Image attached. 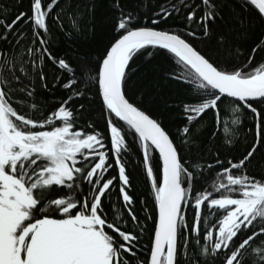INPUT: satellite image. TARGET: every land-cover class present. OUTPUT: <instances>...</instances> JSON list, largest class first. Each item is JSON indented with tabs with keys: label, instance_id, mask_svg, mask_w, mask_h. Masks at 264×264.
Returning a JSON list of instances; mask_svg holds the SVG:
<instances>
[{
	"label": "snow or ice",
	"instance_id": "1",
	"mask_svg": "<svg viewBox=\"0 0 264 264\" xmlns=\"http://www.w3.org/2000/svg\"><path fill=\"white\" fill-rule=\"evenodd\" d=\"M16 6L0 5V264H264V0H165L143 18L123 0ZM98 11L99 55L60 50L96 35ZM150 49L183 89L175 132L128 95ZM229 109L251 117L248 143Z\"/></svg>",
	"mask_w": 264,
	"mask_h": 264
},
{
	"label": "trees",
	"instance_id": "2",
	"mask_svg": "<svg viewBox=\"0 0 264 264\" xmlns=\"http://www.w3.org/2000/svg\"><path fill=\"white\" fill-rule=\"evenodd\" d=\"M123 2L127 8L137 10L141 18H143L145 15L151 16L152 12L156 11L160 6L165 4V0H123ZM14 3L17 6L12 8L13 12L17 10H27L29 7V0H0V5H3L4 7H9ZM106 16L107 13L104 11L97 12V32L95 36L89 39L79 38L74 40H64L61 38L58 42L59 49L71 58L88 56H92L94 58L98 56L100 51L103 49V43L107 37V26L105 20ZM177 19L178 18L175 16L172 17L163 25V27H167L169 24L175 26V21ZM150 50L154 53L152 58L139 56L134 58L135 63L130 61L131 66L136 69V72L129 81L128 95L130 98L133 96V94H135L137 98H142V110L147 109L149 110V114L154 116L159 115L164 121V126L171 128V130L175 132L180 111L179 108L175 107V105H177L182 98L183 89L179 83L165 78L166 70L172 67V61L164 55L163 50L159 52L156 49ZM255 60L259 61L260 57H256ZM46 71L50 73L52 69L48 67L46 68ZM137 89H140V92H137ZM94 107H98V105ZM91 115L97 117L98 119L100 117L99 111L93 112ZM236 115H238V113H233L229 109V111L221 117V122L222 124H226L229 128L237 129L239 131L236 139L241 145H243L252 139V133L246 132L247 128L252 127L251 117L249 116L247 119H245L243 116H241L242 123L240 125H233L231 121L236 117ZM81 123L83 122L81 121ZM103 124L104 121L100 120L102 131ZM118 126H122V128L125 129L127 127L123 122H120ZM207 136L208 132L204 131L202 133L201 139L204 140L207 138ZM126 139H129L131 143L130 135L126 136ZM205 147L211 148V145H205ZM196 151L197 149H193V153ZM133 154H136L134 146ZM156 155V152L153 150V156ZM128 158L131 159V157ZM259 158L260 155L257 154V159ZM130 182L132 184L130 194L134 196L135 200L134 208L137 212H139L141 217H143L144 213L141 210L142 204L140 202V198L145 197L147 193L146 206L150 211H153L152 196L150 193H148L147 187L142 177H130ZM117 193L118 189L113 188L112 202L114 203L116 211L119 212L123 211V209L118 199ZM153 214L155 216L157 214V210L154 211ZM147 228L149 231H146L145 233L144 243H148L149 232L153 229V224L151 221L147 223Z\"/></svg>",
	"mask_w": 264,
	"mask_h": 264
},
{
	"label": "water",
	"instance_id": "3",
	"mask_svg": "<svg viewBox=\"0 0 264 264\" xmlns=\"http://www.w3.org/2000/svg\"><path fill=\"white\" fill-rule=\"evenodd\" d=\"M124 123V122H123ZM155 151V150H154ZM156 152V151H155ZM156 154H157V152H156ZM157 212H158V208H157Z\"/></svg>",
	"mask_w": 264,
	"mask_h": 264
}]
</instances>
